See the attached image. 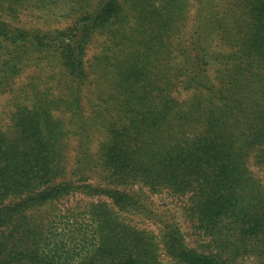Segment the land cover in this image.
<instances>
[{
	"label": "trees",
	"instance_id": "16d2710c",
	"mask_svg": "<svg viewBox=\"0 0 264 264\" xmlns=\"http://www.w3.org/2000/svg\"><path fill=\"white\" fill-rule=\"evenodd\" d=\"M195 5L0 0V264H264V0Z\"/></svg>",
	"mask_w": 264,
	"mask_h": 264
},
{
	"label": "rangeland",
	"instance_id": "374dc122",
	"mask_svg": "<svg viewBox=\"0 0 264 264\" xmlns=\"http://www.w3.org/2000/svg\"><path fill=\"white\" fill-rule=\"evenodd\" d=\"M197 9V6L195 5V0H191V14L190 17L192 18L195 14V11ZM30 22L32 20V18H29ZM192 24V23H191ZM190 24V25H191ZM42 74L44 76V81H47V65H45L42 68ZM182 97L186 98L185 94L182 95ZM11 111V108L8 105V100L5 97H0V127L1 128H5L8 125V120H9V112ZM92 129H96V128H92ZM97 130V129H96ZM94 146L93 149L95 148L96 144H98L101 140L102 142V138L101 136L96 133V131H94ZM258 173V177L259 178H263L264 179V170H260L257 172ZM80 198H78L77 200H79ZM155 202L157 207H159L160 209L164 210L162 211L163 213L172 216H175V220H177L184 232L189 233L191 236L192 234V229L191 227L187 224L185 217H184V213L183 210L181 208V202L176 201L172 198L167 197V195H157L154 197ZM81 200V199H80ZM75 205V200H71L70 202H66L64 206L66 207H71ZM158 210V208H156ZM134 215H125V217L127 218L128 221H131L132 217ZM134 224L139 225L142 228H147L149 230H153L154 232H157V223L155 220L151 219L148 222H145L143 225V223H140L138 221L137 218H134L133 221ZM189 240L191 241V243H193L194 238L189 237Z\"/></svg>",
	"mask_w": 264,
	"mask_h": 264
}]
</instances>
